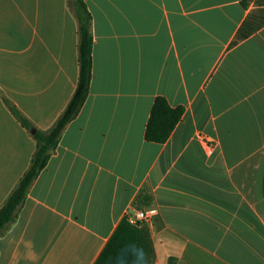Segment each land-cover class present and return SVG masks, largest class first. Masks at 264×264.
Wrapping results in <instances>:
<instances>
[{
    "label": "crops",
    "instance_id": "0c3cea01",
    "mask_svg": "<svg viewBox=\"0 0 264 264\" xmlns=\"http://www.w3.org/2000/svg\"><path fill=\"white\" fill-rule=\"evenodd\" d=\"M87 97L0 235V264H264V6L81 0ZM74 0H0V208L78 75ZM184 112L144 140L156 97ZM3 100L31 123L20 126ZM155 210L133 225L126 213Z\"/></svg>",
    "mask_w": 264,
    "mask_h": 264
},
{
    "label": "trees",
    "instance_id": "16d2710c",
    "mask_svg": "<svg viewBox=\"0 0 264 264\" xmlns=\"http://www.w3.org/2000/svg\"><path fill=\"white\" fill-rule=\"evenodd\" d=\"M251 1L264 6V0H242L246 7ZM75 16L78 22L77 65L78 75L75 89L64 110L47 131L35 130L32 138L35 149L27 170L18 180L5 203L0 208V235L15 221L18 209L23 204L28 190L38 174L45 168L50 155L54 152L64 128L78 114L89 90L91 77L92 36L90 31L91 16L81 0H74ZM10 114L20 126L31 130V123L8 100H3ZM183 108H172L165 98L156 97L150 109V114L144 129V140L162 144L169 138L176 124L183 115Z\"/></svg>",
    "mask_w": 264,
    "mask_h": 264
},
{
    "label": "built area",
    "instance_id": "2783aa9c",
    "mask_svg": "<svg viewBox=\"0 0 264 264\" xmlns=\"http://www.w3.org/2000/svg\"><path fill=\"white\" fill-rule=\"evenodd\" d=\"M155 210H132L126 213L127 221L133 225H140L144 223H150L153 216L155 215Z\"/></svg>",
    "mask_w": 264,
    "mask_h": 264
},
{
    "label": "water",
    "instance_id": "95a60500",
    "mask_svg": "<svg viewBox=\"0 0 264 264\" xmlns=\"http://www.w3.org/2000/svg\"><path fill=\"white\" fill-rule=\"evenodd\" d=\"M31 133L33 134L34 133V130H32Z\"/></svg>",
    "mask_w": 264,
    "mask_h": 264
}]
</instances>
